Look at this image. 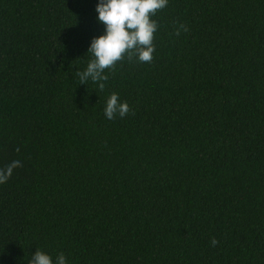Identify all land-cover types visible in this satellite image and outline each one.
I'll use <instances>...</instances> for the list:
<instances>
[{
	"label": "trees",
	"instance_id": "16d2710c",
	"mask_svg": "<svg viewBox=\"0 0 264 264\" xmlns=\"http://www.w3.org/2000/svg\"><path fill=\"white\" fill-rule=\"evenodd\" d=\"M96 3L0 0V264H264V0H168L103 89Z\"/></svg>",
	"mask_w": 264,
	"mask_h": 264
},
{
	"label": "clouds",
	"instance_id": "9594fccd",
	"mask_svg": "<svg viewBox=\"0 0 264 264\" xmlns=\"http://www.w3.org/2000/svg\"><path fill=\"white\" fill-rule=\"evenodd\" d=\"M168 0H97L95 5L96 21L103 25L100 35L93 36L86 53H91V59L86 67L77 71L81 84L91 80L100 89L107 79L104 69L111 68L124 54L129 58L135 56L139 62H149L154 52L153 34L157 30V22L150 17L156 10L166 6ZM129 111L128 104L119 98L118 93L108 95L103 108L106 119L116 116L123 117ZM19 160H13L0 170V183L10 176L12 169L19 166ZM215 238L211 244L215 245ZM27 264H68L64 253L53 257L40 249L35 250Z\"/></svg>",
	"mask_w": 264,
	"mask_h": 264
}]
</instances>
